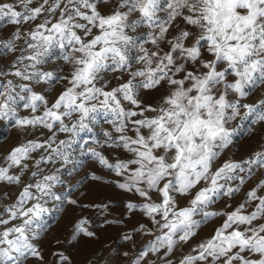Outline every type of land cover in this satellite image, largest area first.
Here are the masks:
<instances>
[{
  "label": "snow or ice",
  "instance_id": "snow-or-ice-1",
  "mask_svg": "<svg viewBox=\"0 0 264 264\" xmlns=\"http://www.w3.org/2000/svg\"><path fill=\"white\" fill-rule=\"evenodd\" d=\"M244 125L264 129V0H0V264H73L64 244L112 226L89 264H264ZM68 209L90 215L46 250Z\"/></svg>",
  "mask_w": 264,
  "mask_h": 264
},
{
  "label": "rangeland",
  "instance_id": "rangeland-1",
  "mask_svg": "<svg viewBox=\"0 0 264 264\" xmlns=\"http://www.w3.org/2000/svg\"><path fill=\"white\" fill-rule=\"evenodd\" d=\"M247 128L248 125H244V127L238 130L236 136L237 147L233 148V152H235L237 155L246 152L249 147L253 146L255 140L260 137L261 133H264V129L258 130L255 137L247 139ZM11 139H14V135L11 133V128L8 126L0 127V144H3L5 140ZM4 146L6 147L7 145L5 144ZM85 162L86 161L83 157H80L78 160V163L81 164ZM87 163L90 164V161ZM85 171H87V169H85ZM98 174L107 178L106 172H99ZM81 175H83V173H81ZM80 188L84 193L83 198L85 199V202L102 199L105 197H115L116 195L111 189L104 185L89 184L86 178L80 182ZM75 195H80V193H76ZM80 215H90V213L85 212L82 214L78 209H68L63 218L60 219L59 223H57L55 219L51 221L53 225L52 229L43 242L46 250L49 247H56V239H60L62 242L65 241L68 236V232L70 231L69 221H71L75 216ZM95 230H97L98 236V239L95 241L81 243L76 247H72L71 243L64 244L67 254L71 255L73 258V264H89L90 257L92 256L93 252H96L98 249L102 250L105 255L110 254L115 256L114 249L121 247L124 243L123 241L117 239L120 229L116 226L97 228ZM49 242H51V244ZM108 248H112L113 251L108 253Z\"/></svg>",
  "mask_w": 264,
  "mask_h": 264
}]
</instances>
